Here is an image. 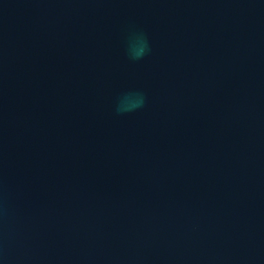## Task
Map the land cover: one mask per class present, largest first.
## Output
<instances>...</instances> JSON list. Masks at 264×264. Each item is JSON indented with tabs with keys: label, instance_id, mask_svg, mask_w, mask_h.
I'll list each match as a JSON object with an SVG mask.
<instances>
[{
	"label": "water",
	"instance_id": "95a60500",
	"mask_svg": "<svg viewBox=\"0 0 264 264\" xmlns=\"http://www.w3.org/2000/svg\"><path fill=\"white\" fill-rule=\"evenodd\" d=\"M0 264H264V0H0Z\"/></svg>",
	"mask_w": 264,
	"mask_h": 264
},
{
	"label": "clouds",
	"instance_id": "9594fccd",
	"mask_svg": "<svg viewBox=\"0 0 264 264\" xmlns=\"http://www.w3.org/2000/svg\"><path fill=\"white\" fill-rule=\"evenodd\" d=\"M148 51L147 38L142 34H137L134 38V43L130 45L129 53L133 59L142 58ZM144 98L141 94H127L125 95L117 106L118 112H126L134 110L142 106Z\"/></svg>",
	"mask_w": 264,
	"mask_h": 264
}]
</instances>
